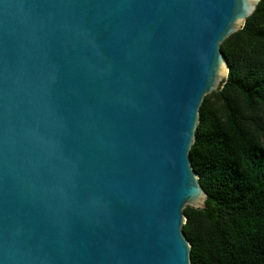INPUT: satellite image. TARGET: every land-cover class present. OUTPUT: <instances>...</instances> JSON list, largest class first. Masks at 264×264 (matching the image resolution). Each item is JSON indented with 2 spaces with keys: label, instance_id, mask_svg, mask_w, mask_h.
I'll return each instance as SVG.
<instances>
[{
  "label": "water",
  "instance_id": "obj_1",
  "mask_svg": "<svg viewBox=\"0 0 264 264\" xmlns=\"http://www.w3.org/2000/svg\"><path fill=\"white\" fill-rule=\"evenodd\" d=\"M259 2L0 0V264H191L199 110Z\"/></svg>",
  "mask_w": 264,
  "mask_h": 264
},
{
  "label": "trees",
  "instance_id": "obj_2",
  "mask_svg": "<svg viewBox=\"0 0 264 264\" xmlns=\"http://www.w3.org/2000/svg\"><path fill=\"white\" fill-rule=\"evenodd\" d=\"M220 51L228 75L189 150L206 208L186 207L182 232L191 264H264V0Z\"/></svg>",
  "mask_w": 264,
  "mask_h": 264
}]
</instances>
